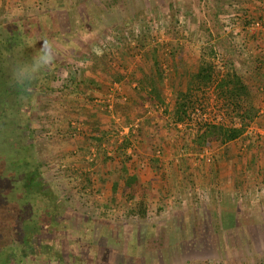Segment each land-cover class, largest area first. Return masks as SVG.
I'll return each instance as SVG.
<instances>
[{"label": "rangeland", "instance_id": "374dc122", "mask_svg": "<svg viewBox=\"0 0 264 264\" xmlns=\"http://www.w3.org/2000/svg\"><path fill=\"white\" fill-rule=\"evenodd\" d=\"M18 17L38 20L54 58L67 56L68 62L31 92L28 109V143L39 163L40 182L66 212L54 234L35 241L46 247L33 248L22 264H264V187L255 198L254 174L241 165L247 155L242 143L236 147L241 170L234 175L226 151L230 143L210 142L197 151L190 142L194 122L216 118L213 86L207 107L191 115L194 121L174 125L169 118L184 69L196 71L210 49L216 78L230 62L246 77L257 67L264 28L254 36L248 28L252 21L264 22V0H0V24ZM253 37L261 43L254 44ZM153 49L158 64H153ZM70 66L77 71L75 82L66 83L70 91H54L67 82ZM142 66L163 70L166 109L145 104L141 111L123 112L115 105L120 88L109 95L125 82L138 98L127 78ZM119 146L127 148L131 160L126 179L112 192L120 160L105 159L103 152L112 157L113 151H124ZM132 176L138 179L134 199L144 200L147 215L128 213L125 183ZM220 192H228L236 206V226L225 232L216 203Z\"/></svg>", "mask_w": 264, "mask_h": 264}, {"label": "trees", "instance_id": "16d2710c", "mask_svg": "<svg viewBox=\"0 0 264 264\" xmlns=\"http://www.w3.org/2000/svg\"><path fill=\"white\" fill-rule=\"evenodd\" d=\"M30 18L18 17L9 23L0 24V264H22L28 254H34L33 248L38 246L41 250L46 247H41L35 241H40L48 232L54 234L60 214L66 212L58 196L40 182L39 163L34 156L33 146L28 143L32 132L28 109L31 105V92L49 80L52 70H62L67 66V56L53 58L48 65L38 62L42 45H51V42H48L41 25L36 22L38 20ZM84 26L79 24L78 28L83 30ZM54 45L57 46L56 43ZM58 46L61 48L62 44L59 42ZM66 49L63 46L61 51ZM175 51L172 49L170 52L172 63L175 61ZM150 54L153 64H158V52L153 49ZM209 54L201 59L196 71L191 73L184 69L181 75L186 77L184 84L173 90L174 105L169 115L171 124L194 121L191 115L195 110L207 107L210 99L207 91L213 86L217 115L214 121L194 122L195 130L190 133L194 149L204 150L210 142L224 146L240 138L245 141L246 148L252 146L251 142L264 143V136L248 131L252 124L264 126V115L259 114L257 106L258 96L264 94V61L255 59L257 67L247 77L235 69L233 63H227L223 74L216 78L215 67L210 61V57L214 56L211 49ZM148 69L136 67L130 73L127 79L130 84H134L133 90L138 98L118 94L116 98L120 101L115 105L121 111H141L145 104L156 109H166L160 87L165 78L164 72L151 71L150 67ZM67 70V82H61L62 85L59 84L54 91H68L66 83L71 85L75 82L77 71H71V66ZM80 82L95 85L90 79H82ZM123 96L125 100H122ZM141 133L138 131V135ZM96 140L101 142L99 137ZM119 148L124 151L115 150L112 157L103 152L105 159L120 160L116 179L111 181L112 192H116L126 179L129 170L127 163L131 160V155L126 153L127 148ZM188 176L191 175L188 173ZM176 178L180 182V176ZM125 184L129 190L128 213L134 216L147 215L148 207L144 200L134 199L138 187L137 178L132 176ZM225 194L227 196L220 192V200L216 202L222 212L220 217L224 232L236 226V206L229 199L230 194ZM224 198L225 201H221ZM50 251L53 252V249Z\"/></svg>", "mask_w": 264, "mask_h": 264}, {"label": "crops", "instance_id": "0c3cea01", "mask_svg": "<svg viewBox=\"0 0 264 264\" xmlns=\"http://www.w3.org/2000/svg\"><path fill=\"white\" fill-rule=\"evenodd\" d=\"M252 40H255L254 44L261 43L260 41H258L259 39L257 37H253ZM251 43L252 42L249 43V47L252 46L253 43L252 44ZM253 48H254V50H256L255 46H253ZM253 48H251V52L254 51ZM256 53H258L257 55H255L256 59H258L262 55H264V53H262V55H260V51H258ZM261 60L264 61V58L263 59L261 58ZM117 87L120 88V90L122 92L121 94L124 95V92H127L130 95L135 97V94H133V92L130 90L129 85L127 86V83H126V85H125V82H122L121 85L117 84ZM238 141H240L242 143V144H240L242 146L240 148L241 151H243V152L245 151V155L247 153L246 157L244 158V163L243 164L241 163V165H245L244 168H248V170L254 174V178H255L254 180L255 181L250 182L252 184L250 186H252V188H254L255 198H256V195H257L256 193L258 192V189H260L261 187H264V143L251 142L252 146L246 148V147H244V145L246 143H244L243 139H241V138L238 140H235L233 142H230V144L232 146L230 145V147L226 151H227V156L230 159L231 164L233 166L232 173L234 175L238 174L241 170L240 166H238V164H237V158H236V147L239 145ZM228 158H227V160L229 161ZM239 165H240V161H239ZM260 178H262V179H260ZM257 179H260V180H257Z\"/></svg>", "mask_w": 264, "mask_h": 264}, {"label": "built area", "instance_id": "2783aa9c", "mask_svg": "<svg viewBox=\"0 0 264 264\" xmlns=\"http://www.w3.org/2000/svg\"><path fill=\"white\" fill-rule=\"evenodd\" d=\"M262 28H264V22L261 23L260 21H252L251 24L249 25L248 31H249V33L252 34V36H254L258 31H261ZM113 89H114V91H113V93H111L109 95V99L112 98V95L116 94L115 91L119 90L117 86L113 87ZM122 99L125 100V97H123ZM107 109H109V110L111 109L109 105L107 106ZM259 114L262 116L264 115V94L261 97V101H260V105H259ZM249 132H252L254 134L257 133L261 136H264V128L256 130V128H254L253 126H250Z\"/></svg>", "mask_w": 264, "mask_h": 264}, {"label": "clouds", "instance_id": "9594fccd", "mask_svg": "<svg viewBox=\"0 0 264 264\" xmlns=\"http://www.w3.org/2000/svg\"><path fill=\"white\" fill-rule=\"evenodd\" d=\"M53 51L51 45L45 43L41 47L40 55L38 56V62H42L45 65L50 64L53 61Z\"/></svg>", "mask_w": 264, "mask_h": 264}]
</instances>
